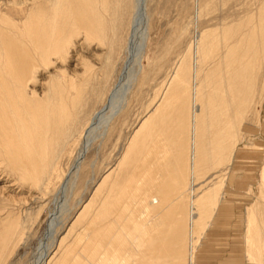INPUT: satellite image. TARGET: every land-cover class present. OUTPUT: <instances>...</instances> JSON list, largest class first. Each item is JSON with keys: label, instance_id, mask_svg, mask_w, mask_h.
Masks as SVG:
<instances>
[{"label": "bare ground", "instance_id": "6f19581e", "mask_svg": "<svg viewBox=\"0 0 264 264\" xmlns=\"http://www.w3.org/2000/svg\"><path fill=\"white\" fill-rule=\"evenodd\" d=\"M1 5H5V9H0V183L3 176L14 175L17 179L29 180L28 186L33 188L35 195H43L56 160L63 152L78 146L68 177L69 182L73 181L90 143L82 139L87 135L89 140L96 129L101 110L93 120H80L82 93L89 84L85 78L88 70L93 78V64L104 63L99 74L104 78L108 73L105 65L111 66L112 58H121L123 65L132 66L135 73L141 67L145 51L148 20L137 8L136 0H0ZM24 6L27 10L22 18L9 17L7 7L20 9ZM250 17L243 22V30L238 32L239 24L235 31L226 35L225 50L220 47L222 57L218 59L220 71L217 75L206 72L213 45L208 37L211 31L191 39L187 57L177 62L171 76L163 83L159 99L147 108L116 163L119 167L125 162L131 153L129 148L138 142L140 156L137 155V160L141 162L136 167L139 168L138 176L122 183L114 176L104 198L91 210L89 224L87 220L80 225L75 239L63 245L60 257L52 262L54 252L48 262L46 260L47 264L195 263V247L221 201L223 175L235 156L241 121L250 107V97L246 109H241L240 99L246 97L248 88L254 91V86L252 90L245 89V85L238 89L233 82L238 76L240 84L248 83L249 72L243 62L244 57L251 55L249 47L254 42ZM78 36L82 42L80 40L81 45L75 46L73 38ZM91 43L96 46L89 48ZM70 46L74 50L68 53ZM82 50L91 53L87 55ZM67 56L72 57L69 70L64 65ZM93 58L96 62L92 63ZM38 71L48 77L42 75L40 89L29 85L37 80ZM134 73L130 76L126 72L127 78L131 79ZM220 101L223 112L219 109ZM117 110L118 106L111 116ZM157 118L165 120L162 127L152 125ZM103 128L102 136L107 126ZM162 128L170 132L169 142L164 144L170 143L175 149L170 151V163L168 150L158 149L160 141L155 132L163 131ZM117 169L121 171V167ZM214 169L222 170L219 172H223V177L199 192L201 188L197 186L205 184L198 181L199 174ZM63 176L56 178H61L62 182ZM211 178L208 176L206 181ZM66 179L64 177L68 182ZM260 185L264 186V158ZM7 186L12 184L0 186V192L5 193ZM260 208L256 202L245 209L244 242L250 261L261 260L264 252L260 229L263 222L256 220ZM55 219L49 217L45 235L39 240L36 264H43L48 245L55 239ZM14 224L8 229L9 236L16 231ZM63 236L58 238L57 249Z\"/></svg>", "mask_w": 264, "mask_h": 264}, {"label": "rangeland", "instance_id": "374dc122", "mask_svg": "<svg viewBox=\"0 0 264 264\" xmlns=\"http://www.w3.org/2000/svg\"><path fill=\"white\" fill-rule=\"evenodd\" d=\"M136 2L137 8L145 13L148 20L145 51L141 61V67L137 68L134 73L131 68L132 66L126 63L123 65V59L112 58L110 60L111 66L109 64L105 65L108 67V73H106L107 76L104 77L105 79L99 75L104 68L102 66L104 63H98V66H96L97 64H93V67L95 66V69L92 67L95 71H93L94 80L91 78L88 70L85 78L89 84L85 86L82 93L81 102L83 105L80 120L88 121L89 118L93 120L99 110L101 111L97 115L96 129L91 133L89 140L87 139V135L82 139L84 142L87 140L90 143H88V149L81 159L77 173L72 181L73 183L69 182L70 179L68 180V177L71 174L72 158L78 146L77 148L73 147L67 150V153L63 152L60 155L61 157H58L59 160H56L55 169L51 175L53 178L50 177L49 180L51 183L49 182L47 185L50 189L47 187L45 189L46 193L43 195H35L33 188L28 186L30 184L28 182L30 181L27 179H17L14 175H5L2 177L0 186H4L6 183H11L12 186H7L4 191L5 193L0 192V264H36L38 255L37 245L39 240L45 235L48 220L51 216L52 218H56L54 222L55 226L53 227L57 234L54 241L49 243L51 246L48 245L46 259H44L43 264L46 260L48 262V259L54 252L55 259L52 262H55L60 257V250L62 251L65 247L63 245L67 246L75 239L80 225H83L87 220L89 224L90 218L88 217L91 216V210L95 209L97 207L95 204L98 205L99 201L106 195L107 188L109 187L108 183L110 184L114 178L117 181L120 180L122 183L138 176L139 168L136 167H139L138 165L141 164L137 160L139 158L138 156H140V145L138 146V142H136L135 146L129 148V153H131H128L127 159H124L125 162H122L123 165L121 163L118 167L116 163L124 150H126L125 147L128 146L129 139L133 136V131L135 132L140 120L145 116L146 110H148L147 108H150L152 101L159 99L161 89H163V83H166L171 76L177 62L182 61L183 56L187 57L186 52L191 39L195 38L199 33L206 32L207 30L211 31L208 37L213 42V45L211 47L210 57L207 58L208 69L206 72L210 75H217V72L220 71L217 68L220 65L218 59L222 57L220 47H223L226 35L235 31L239 24L238 32L241 31V28L243 30V22L249 16H251L254 42L249 47V54L251 55L244 57L243 62L249 72L247 75L248 83L243 82L240 84L241 80H239L240 78L238 76L235 77L233 82L234 85L238 86V89L239 86L245 85V89L250 87L252 90L254 86V91L252 90L253 92H250L248 88L246 97L240 99L241 109L247 108L246 103L249 97L251 103L244 115V120L242 119L241 121L240 136L238 137L234 151L235 156L229 164L225 172L226 174L223 175L224 181L227 180V177L228 180L224 183V191L220 194L221 201L218 203L216 209L218 211L221 202H231V199L234 197L243 199L246 194L247 197L251 194L250 199H243V203L249 204V206L246 205L247 208L256 202L261 207L257 212L256 220L258 223L263 222L261 223L260 229L262 232L261 236L264 239V186L260 185V169L264 158V0H136ZM26 8V6L20 9L7 7L6 10L10 12V18L18 20L25 15ZM0 9L3 11L5 5H1ZM80 40L81 36L73 38L75 46L81 45L82 40L81 42ZM72 46H70L68 53L74 50ZM95 46L94 43H91L89 48ZM223 49L225 50L224 47ZM82 51L85 54L87 53V55L91 53L88 50ZM71 60L72 57L67 56L64 65H66L65 67L68 70L71 67L69 66ZM93 61L96 62L95 58L93 60L91 59L92 63ZM91 65L89 64V66ZM56 66L58 67V64ZM99 67L100 69L97 70ZM50 68L53 69L52 67ZM126 72L130 76L134 73L133 77L128 79ZM45 74H41L38 71L36 75L37 80L34 83H30V87L32 85L36 89H40L41 87L38 86L41 85L40 82H43L40 81V78ZM44 77L48 78L47 76ZM215 80V85H217L218 81L216 76ZM122 83L127 84V86ZM121 85H125L124 88ZM91 91L95 93L93 94ZM116 106H118V110L111 116ZM223 107V102L220 101L219 109H221V112L224 111ZM164 122L165 120L162 121L157 118L155 123L152 122V125L159 124L158 127H162V123ZM103 126H107V130L103 135L104 137L100 135L101 130L104 129ZM162 130L160 132L158 129L155 132L157 133V141H160L158 149L164 150V152L168 150L167 156L169 158L170 151H174L175 149H172V144L169 145L170 143L168 144L169 146L164 144L169 142L168 135L170 132L168 133L164 128ZM154 148L151 150H155ZM168 158V161L171 160V157ZM126 162L128 163L126 164ZM125 166L127 167L128 173ZM120 167L121 171L119 172L120 169L117 168ZM115 169L118 171L116 172ZM217 169L199 174L198 181L200 183L204 181L201 184L205 183L204 185L197 186L199 189L201 188L200 190L198 189L199 192L207 184L214 183L218 178L223 177V172L222 174L219 172L222 170ZM63 173H65L64 176ZM119 174L121 177H118L120 176ZM122 174H125V176ZM57 175H60V177L63 176L62 182H60L61 178H56ZM208 176L212 178L206 181ZM64 177H67L66 180L68 182L64 181ZM241 178L248 179L246 185H244L243 180L240 181ZM4 180L7 182H3ZM104 182L106 185H104ZM247 183L250 185H247ZM97 185L99 187H97L98 189L96 188ZM95 189L97 190L96 193ZM225 193L227 194L226 196ZM246 206L241 207L242 212L238 210V217L234 216V219L239 218L246 221ZM215 215L216 213L210 219L207 229ZM16 220L17 222L15 223ZM10 222L13 223L10 225ZM14 223L17 225L16 231L14 233L12 232L13 236H9L11 232L8 233V229ZM205 232L195 247V253L198 247H202L203 245L202 239L205 236ZM62 236V246L60 245V248L57 249L58 241Z\"/></svg>", "mask_w": 264, "mask_h": 264}, {"label": "crops", "instance_id": "0c3cea01", "mask_svg": "<svg viewBox=\"0 0 264 264\" xmlns=\"http://www.w3.org/2000/svg\"><path fill=\"white\" fill-rule=\"evenodd\" d=\"M242 157L244 156L242 155ZM241 180H243L244 185H246L248 179L241 178L240 181ZM249 183H247V185H250ZM226 195L225 193V196ZM244 197L250 199L251 194H249L248 197L246 194ZM243 199L234 197L231 199V202H221L218 211L216 210V215L212 219L202 239V247H198L195 253V264H264V252L261 260H248L244 242L245 220L239 218L234 219V216L238 217V210L242 212L241 207L246 205L249 206V204L243 203ZM261 239L264 245L263 237H261Z\"/></svg>", "mask_w": 264, "mask_h": 264}]
</instances>
